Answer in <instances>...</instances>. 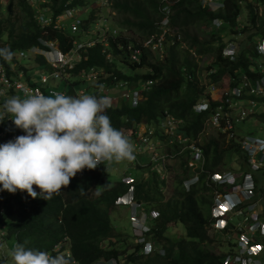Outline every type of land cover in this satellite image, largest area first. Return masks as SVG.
Returning <instances> with one entry per match:
<instances>
[{
  "label": "trees",
  "instance_id": "16d2710c",
  "mask_svg": "<svg viewBox=\"0 0 264 264\" xmlns=\"http://www.w3.org/2000/svg\"><path fill=\"white\" fill-rule=\"evenodd\" d=\"M101 1L52 0L51 2L50 0L46 6L53 9L55 8L53 3H59L58 12L55 11L56 15L66 4V7L81 4L82 7L76 18L86 27L94 28L92 19L87 18L104 11V4L108 5L110 2L117 13L107 17L114 19V22H117L122 29L132 30L141 37L161 32L163 29V25L157 24L163 16L161 11L163 0H103V4ZM258 1L259 4L262 3V11H258L255 5ZM170 6L172 11L169 25L181 31L189 49H182L181 43L176 40V43L169 46L168 55L163 61L154 63L148 54H144L142 61L135 63L128 59L129 49L127 52L126 48L120 49L117 44L123 40L126 41L127 38L111 39V50L104 41L101 42L100 31H98L97 35L93 34L81 41L85 44L84 47L77 48L74 44L75 37L69 33L67 27L56 28L55 23L43 26L35 19L34 9L27 0H8L5 6L0 4V48H8L14 55L11 61H6L2 57L0 61L7 65L15 64L17 70L24 69L25 72L27 71L25 79L32 85L37 84L36 81L40 79V76L53 71V68L50 67L45 55L34 54L30 50L33 46L47 48L40 41V37L55 38L60 42L64 53L71 48H77L75 58L72 60L74 67L67 68L65 75L53 80V86L65 89L68 96H73L80 88L87 86L89 88L93 84L83 75L85 70L101 68L105 71L103 78L106 77L109 83L113 80L119 82L127 80L128 86L125 87L128 90L132 89L133 82L136 83L142 78L151 76L157 77L159 81L150 89L143 84L139 85V89L143 91V99L137 107L122 104L125 99L120 96L119 102L107 108L105 114L110 117L111 125L117 130L125 126L137 128L141 121L154 124L164 119L166 112L181 118L183 122L175 128L171 138L167 139L162 132L159 133L160 138L167 141V146H171L175 151V148L181 146L177 141L180 133L193 140L201 135L207 122L213 119L212 116L208 117L206 112L201 114L194 110L195 103L202 98L203 94L200 84L202 73L210 82L216 80L222 82L224 77L250 71L251 57L258 56L256 40L264 38V0L247 1L245 5L240 0H224L223 5L215 10L204 5L202 0H173ZM243 8L248 12V20L243 28L236 29V26L240 25L239 15ZM51 14L52 11H48V18ZM117 14L122 18L118 19ZM216 18H222L227 24L229 23L232 34H246L245 39L248 43L245 47H238L236 59L222 55L221 48L227 42L224 37H221L223 30L218 32L215 29L208 30ZM202 24L205 25L204 33L209 39L200 40L197 32L191 29ZM44 30L48 31V35H43ZM95 36L96 44H88ZM231 40L236 38L233 37ZM214 42H217L216 47ZM20 49L25 50L29 56L24 59L19 58ZM191 49L198 54H209L212 56V61L206 66L199 67L196 57L190 52ZM107 51L112 53L109 59L106 55ZM76 54L79 57H76ZM23 60L31 63H23ZM123 63L134 70L140 68L147 70L129 74L118 65ZM43 66L46 68L43 69ZM149 67H152V72L149 71ZM39 68L43 72L37 77L32 73ZM100 76L101 74L98 78ZM120 88L117 87L116 90ZM44 91L48 96L46 88ZM11 94L17 96V91L13 89ZM251 98L255 99V95L252 94ZM256 100L260 102L262 98H256ZM8 118L7 115L5 121ZM248 121V119L245 120L247 123ZM21 134H24V131H21ZM234 140L227 141L223 134L213 131L207 139L204 138V145L197 143L204 148L208 169L214 170L229 164L232 166L235 158H228V160L225 158L229 151L243 158L240 164L245 165L244 160L247 156ZM154 150L155 148L151 149V152L145 155L148 157L145 160H150ZM140 162H142L141 157L130 160L134 168L139 166ZM107 163L98 166L95 170L85 169L78 173L67 187L61 189L59 195H54L49 201L39 197L33 199L30 196L26 204L21 202L19 211H6L0 217V221L7 220V237H15V245H9L11 249L13 250L18 243L28 241L25 244L26 248L48 253L60 239L67 238V251L79 264H94L100 259L107 261L112 258L117 261L116 264H223L222 256L210 247L214 239L206 228L210 213L201 207V204L208 202L205 195L207 187L203 183L187 191L182 185L181 177L177 175L179 179L174 180L176 184L173 188V196L168 201L162 199V193L157 194L153 191L152 183H149L147 190L145 185L141 187L142 199L145 200L148 208H158L161 212L160 217L151 222L152 226L148 234L164 248L163 254L155 252L152 255H144L139 252L142 250V243H138L133 235L129 236L124 232L126 230L118 231L111 220L110 214L115 199L126 190V186L119 180L111 188L98 189V185L105 177L107 178ZM164 166L168 167L169 164L166 162ZM150 174H153V183L158 184L161 174L156 169H153ZM203 178L204 174H201V179ZM37 188L34 185V189ZM169 221L183 222L186 225L185 236L173 238L168 234ZM65 259L70 264L68 257ZM6 261L5 257L0 258V264H5Z\"/></svg>",
  "mask_w": 264,
  "mask_h": 264
},
{
  "label": "clouds",
  "instance_id": "9594fccd",
  "mask_svg": "<svg viewBox=\"0 0 264 264\" xmlns=\"http://www.w3.org/2000/svg\"><path fill=\"white\" fill-rule=\"evenodd\" d=\"M27 1L34 9L35 19L43 24V26L55 23L56 28L65 29L67 27L69 33L75 37L74 44L77 48L84 47L85 44L81 41L93 34L97 35L98 31H100L101 42L104 41L111 50V39L121 37L127 38L126 41L123 40L117 44L120 49L126 48L127 52L129 49L128 59L130 62L132 61L135 63L141 62L144 54H148L149 58L153 59L154 63L155 61H161L156 59V53H161L162 55L164 53L167 56L169 46L176 43V40L181 43L180 47L186 46V41L183 40L181 31L169 25L172 11L170 5L173 0H163V5L161 7L163 16L157 22V24L163 25L162 31L149 34L145 37H141L132 30L122 29L117 22H114V19L107 17L105 11L92 14L87 18L92 19V25L93 23L95 24L94 28H91L86 27L81 20L76 18L82 7L81 4L80 6L70 7H66V4L63 9H67V20H64L67 21V23L63 25L62 20H59V17L63 15L62 11L55 15L53 9L46 6L47 3H50V0H46L45 2L35 0ZM223 1L224 0H202L204 5L214 10L221 7ZM247 1L254 2L256 0ZM247 1L240 0L243 5H245ZM101 2L103 4V0ZM6 3L4 4L2 0H0L2 6H5ZM104 3L106 2L104 1ZM108 5L111 11H114L110 2H108ZM255 5L258 11H262V3L259 4L258 1ZM48 11H52L50 18H48ZM244 12L247 13L245 15L247 16L246 21L248 20V12L243 8L239 15L240 25L236 26V29H241L245 26L246 21L243 25L241 24L245 16ZM112 14L113 13H111V15ZM215 20L221 21V23L216 25L214 23ZM96 29L97 32L95 33ZM209 29H215L217 30L216 32L222 29L223 32L221 33V37L225 38L230 34L231 38H237V34H232L230 30L231 25L229 23L227 24L222 18L214 19ZM117 30H120L119 35H117ZM224 34L227 35L225 36ZM43 35H48V31L44 30ZM231 38L228 40L225 39L227 42L221 48V52L224 57L236 59L238 47L240 46L236 40H231ZM263 39L264 38L256 40L258 56L251 57L252 62L250 71L248 73L243 72L238 75L228 76L229 88L224 90L221 94L220 89L217 94L220 95L219 98L213 99L211 93L214 86H221L222 82H220V80L210 82L207 76L205 75L204 77L202 73L203 77L201 78L200 84L202 81H207L208 83L201 84V88H203L204 85H210V88L204 87L202 89V93H205L202 94V98L194 105V110L197 113L203 114L206 112L208 117H213V114L219 110V107L229 112V103H238L242 99L254 101L257 110L253 116L247 118L249 120L248 123L245 122L247 119L241 122H235L234 127L226 131H223V122L219 126L213 122V119L207 122L215 131L223 134L227 141L235 139L234 142H238V146L247 156L246 160H244L245 165L243 166L240 164L238 167L231 168L225 165L224 167L214 170H210L206 167L207 156L204 153V148L197 145V143L204 145L202 133L193 140L187 136H182V133H180L177 140L181 145L178 147L180 150L179 153L175 152L171 146H167V141L160 138V132L163 133L165 138H171L175 128L183 122L181 118L169 112L165 113V118L161 121L154 124L141 121L137 128L134 126H125L117 130L111 125L110 117L105 114V110L116 105L117 101L119 102L118 97L120 96L125 99V102H122V104L126 103L131 107H137L143 99V91L139 89V85L143 84L150 89L159 81L157 77L154 78L151 76L145 79L142 78L136 83L133 82L131 84L133 85L132 89L128 90L127 87H125L128 86L127 80L122 82L113 80L109 83L105 79L106 77L103 78V75L105 76V71L100 68L96 70L98 72L97 77L87 79L89 82L93 83L91 87H83L85 89L83 92L81 91L83 88H80L73 96H68L66 95L65 89H59L53 86V80L65 75L67 68L74 67L72 60L75 58L77 48H71L67 51V53L71 55L72 60L65 63L67 53H64V50L60 46V42L55 38L47 39L40 37V41L43 45H46L47 48L33 46L30 50V52L34 54L39 53L45 55L50 67L53 68V71L42 74L40 79L36 81L37 84L32 85L25 79L27 71L25 72L24 69L17 70L15 64L7 65L0 61V64L7 68L9 74L17 77L18 74L22 72L21 81L27 83L30 87L38 89L39 92H42V94L37 92L35 94L25 93L24 95L23 91L16 87L9 89L0 84V88H5V92L0 94V107L3 108L0 113V217L5 214L6 211H19L21 202L26 204L30 196L33 199L39 197L47 201L51 200L54 195H59L62 188L70 184L72 178L85 169L95 170L98 166L105 165L106 162L130 161L136 157H141L143 163L140 162V165L134 168L135 170H141V175L125 172L124 175L119 178L126 186V190L117 196L112 210L115 211L116 208L119 209L117 201L121 202L123 206H128L130 208L129 215L133 228V236L138 243H142V250H139L140 253L144 255H152L155 252L164 253V248L161 244L151 239V235L148 234L152 226L151 222L158 219L161 212L158 208H148L147 203L142 199L143 196L141 193L142 186L145 185V190H147L149 189V183L153 184V179L150 180V176H153V174H150L153 169H156L161 174L158 182H163L165 184L167 182L169 183L170 179L173 180V183L177 175H179V178L181 177L182 179V185L187 191L191 190L193 186L203 183L204 186L207 187L205 195L208 199L207 203L210 204V215L206 225L208 233L211 235L213 231H215L213 233L225 232V230H222L223 228H221V230H216L212 227L215 220V211H213V208L216 194L214 189L221 185L223 189L225 186L228 187V189H224V192H228L231 195L228 199H225L226 210L224 216L228 221L230 216H232L233 210L240 205L237 198L238 194H233L232 190L227 191L231 189V184H223L214 181L212 175L226 172H237L243 175L251 174L258 188H261L264 184V164L259 168H254L251 162V155L246 149L242 148L241 142L246 136L264 138V135L254 136L253 133L256 132V130L248 132L246 128L242 126V124H248L252 129L259 128L262 131L261 133L264 134V97L255 96V99H252V94L243 93V96H238L236 93L244 76L255 79L261 75L258 71V64L264 54V44L259 45V42ZM96 41L97 38L95 36L88 44L94 45ZM4 45L7 46V44ZM35 49H37V52H34ZM51 52L56 57V61L52 59L49 60V57L52 56ZM190 52H192L195 57L198 55L194 49H191ZM18 54L19 58L23 59L29 56L23 49H20ZM13 55L14 53L10 49L0 48V57L4 60L11 61ZM106 55L108 59L112 57L110 51H107ZM76 57H79V55L76 54ZM54 63H58L59 65L55 66ZM146 70V68H142V72ZM211 70L213 71V69ZM149 71L152 72V67H149ZM253 73H257V75H252ZM99 74H101L100 78H98ZM66 76H69L68 72ZM92 79H94V81H91ZM117 87L121 88L116 90ZM44 88L47 89L48 96L45 95ZM13 89L17 91V96H12L11 91ZM54 91H58V93H54ZM125 92L131 95L126 97L123 95ZM135 93H138V96L135 97ZM8 95L11 97L10 99L4 98V96ZM110 95H112V97ZM256 98H262V100L259 102ZM110 99H112L113 102L110 101ZM133 99H136V101H133ZM7 115L9 116L8 121L11 125L21 129L20 131L16 128L17 132H9L4 127ZM3 118L4 122H2ZM173 120H175V122ZM150 129H153L154 132L150 133ZM21 131H24V134H21ZM139 132H144L146 136L149 135V141L146 142L141 140ZM14 135L16 138L13 137ZM209 136L210 134L204 138L207 139ZM7 140L10 141L4 143ZM154 148V154H152L150 160H145V157H147L145 155L149 154L151 149ZM160 148L164 151H159ZM196 148L201 150L199 159L194 156ZM185 155H188V157L181 159V157ZM166 158L168 159L166 160ZM177 158H180L183 163L180 170L176 173L177 169L170 164V161L176 164ZM238 161L242 162L243 158H238L237 156L233 163ZM166 162L169 164L168 167L164 166ZM259 171H262L263 175L260 176L258 174ZM201 174H204L203 179H201ZM34 185L38 187L36 190L34 189ZM5 191L9 192V194L5 193ZM123 213L125 214V211H123ZM235 219L238 218L234 216L233 220ZM7 236V220H2L0 221V247L1 244L5 243L7 238H9ZM212 237L214 243L216 240L220 243V240L216 236ZM177 238H181V236ZM66 241L67 238L60 239L53 245L48 253L38 249L26 248L25 244H27L28 241H24V243H18L14 247L11 252V259L13 264H68V261L65 259V257H68L70 264H79L73 259L71 253L67 251ZM260 241L264 243V237H260ZM228 243L230 245L229 240ZM231 246L232 245H230V249ZM228 252L229 251L223 252L221 250L219 253L216 252L222 256L221 259L223 264H225L224 260ZM54 253L56 256H51V254ZM1 257H5L3 248L0 253V258ZM116 263L117 261L112 258L107 261L100 259L94 264Z\"/></svg>",
  "mask_w": 264,
  "mask_h": 264
},
{
  "label": "built area",
  "instance_id": "2783aa9c",
  "mask_svg": "<svg viewBox=\"0 0 264 264\" xmlns=\"http://www.w3.org/2000/svg\"><path fill=\"white\" fill-rule=\"evenodd\" d=\"M45 2L46 0H35ZM208 1V0H204ZM214 23L219 25L221 21L215 20ZM159 41V39H158ZM160 42V41H159ZM264 44V39L259 42ZM72 60V57L67 53L68 61ZM58 66V63H54ZM258 71L261 75L255 79L247 76L243 77L241 85L237 88L236 93L238 96L245 94H254L255 96L264 97V54L261 61L258 64ZM98 72L95 69L84 71L83 75L87 79L91 77H97ZM22 72L18 76L9 74L7 68L0 64V84L4 87L17 89L23 91V94H35L38 89L30 87L27 83L21 81ZM45 79V78H44ZM117 85V84H116ZM5 92V88H0V94ZM39 93L42 94L40 91ZM58 93V91H54ZM126 97L131 94L124 93ZM112 97V95H110ZM138 93H135V97ZM110 101L113 102L112 99ZM136 101V99H133ZM243 103L239 104L230 102L228 111L219 110L213 116V122L219 126L224 123L223 131L232 129L235 122H241L250 116H253L257 110L255 108V102L250 99H242ZM175 122V120H173ZM172 121V122H173ZM154 130L150 129V133ZM16 138V136H13ZM141 140L149 141L150 136L139 132ZM242 148L246 149L251 155V162L254 168H259L264 164V138L246 136L242 140ZM196 158H200L201 150L196 148L194 152ZM210 176V174H209ZM214 181H218L223 184H231V191L233 194H238L237 198L240 205L233 210L232 216L229 221L225 218L224 213L226 210L225 199H228L231 195L228 192H224V189H228L227 186L216 187L214 192L216 194L214 212V223L212 227L216 230H225V234L229 238L231 249L225 257V264H264V243L260 241V237H264V184L261 188H258L251 174H242L237 172L215 173L212 175ZM234 216L238 219L233 220ZM233 220V221H232Z\"/></svg>",
  "mask_w": 264,
  "mask_h": 264
},
{
  "label": "rangeland",
  "instance_id": "374dc122",
  "mask_svg": "<svg viewBox=\"0 0 264 264\" xmlns=\"http://www.w3.org/2000/svg\"><path fill=\"white\" fill-rule=\"evenodd\" d=\"M8 0H2V3H6ZM55 5V8L53 7V13L55 14L57 11V9H59V6L60 4L59 3H53V6ZM56 11V12H55ZM63 15H61L59 17V20H62L63 22V25H65V23H67V21H64V20H67V9H62L61 10ZM105 13L110 16L111 13L113 14H116L117 12L116 11H111L110 9V6L109 5H105ZM247 14L244 12V15ZM1 16V14H0ZM117 17L118 19L122 16L118 15L117 14ZM116 18V16H115ZM246 18L247 16L245 15L244 16V20L241 21V24L243 25L244 22L246 21ZM111 19V17H110ZM199 27V28H198ZM198 27H193L191 29H193V32H197V34L199 35V38L200 40H203V39H209V37L206 36V34L204 33V28H205V25L202 24L201 26H198ZM208 28V27H207ZM102 29V28H101ZM208 30H211L208 28ZM97 32V29L95 30V33ZM120 33V30H117V35H119ZM174 33V31H173ZM182 35V33H181ZM225 35V34H224ZM227 35V34H226ZM225 35V36H226ZM246 37V34H237V38H236V42L239 44L240 47L242 46H246L247 45V41L245 39ZM231 36L230 34H228L225 39H230ZM216 43L217 42H214V45L216 47ZM185 47H181L182 49H186V48H189V45L188 43L186 42L185 43ZM34 52H37V49L34 50ZM52 53V52H51ZM166 58V55L163 53V55L161 53H156V59L157 60H164ZM53 60V61H56V57L53 55L52 53V56L49 57V60ZM196 60L199 64V67H202V66H206L208 65L211 61H212V56H210L209 54H198L196 56ZM23 63H31L30 61L28 60H23L22 61ZM120 66V68H122L124 71H126L127 73L129 74H133L135 72H142V69H138V70H134L133 68H131L130 66H128L127 64H118ZM15 67V66H14ZM43 69H45L46 67L43 66L42 67ZM43 72V70L41 68H39L38 70L34 71L32 74L39 77L40 74ZM199 74V73H198ZM208 82L207 81H202L201 84H207ZM204 87H208V89L210 88V85H204ZM229 88V82H228V77H224V79L222 80V84L221 86H214V88L212 89V93H211V96H213V99H217L219 98L220 95H217L219 90L221 89L220 91V94L224 91V90H227ZM184 89V88H183ZM85 89H81V91L83 92ZM205 93V92H203ZM11 95V94H9ZM4 96V98H8L10 99L11 97L10 96ZM242 102L239 101V104H241ZM3 108L0 107V113L2 112ZM256 125V124H254ZM253 125V126H254ZM243 127L246 128V130L248 132L250 131H253V130H256V132L253 133L254 136H263L264 134H262L261 130L259 128H254L252 129L250 125L248 124H242ZM4 127L9 131V132H17V129L20 131L21 129L19 128H15L14 126L11 125V123L7 120L4 122ZM215 131L213 129V127H210V125L207 123L206 125V129L202 132V135H203V139L204 137H207L211 132ZM8 141L10 140H7L6 142L4 143H7ZM3 143V144H4ZM159 151H164V150H159ZM179 148H175V152H178L179 153ZM188 155H185V156H182L181 159H184V158H187ZM237 157V155H235V153L233 152H227L226 154V159L228 160L229 159H233ZM147 158V157H145ZM239 158V157H238ZM180 158H177V163L176 164H173L172 161H170V164L172 166H174V168L177 169L176 173L180 170V167L183 163V161L181 160ZM157 165V164H155ZM240 165V162H235V163H232V166H239ZM230 164L228 165V167H232ZM134 166L132 167L131 163L129 160H124V161H120V162H111V163H107V166H106V172H107V178L105 177V179L101 182V184L98 185V189H108V188H111L112 186L115 185V183L121 179L124 173L127 172V171H130L132 172L134 175H141L142 171L141 170H133ZM258 174L261 176L263 175L262 174V171H259ZM153 179V176L151 177L150 176V180ZM168 179V178H167ZM176 181H178V177L175 178ZM172 179H170L169 183L167 182L166 184L163 183V182H159L158 184H152V189L155 193L159 194V193H162V199H164V201H168L172 198L173 196V188L175 186V182L172 183ZM166 187V188H165ZM5 193L9 194V192L5 191ZM117 204H118V208L120 209H117L115 211H111V220L113 222V224L116 226V229L118 231H120L121 229L126 230L124 232H126L129 236L133 235V228H132V223H131V219H130V208L128 206H123L121 204V202L117 201ZM201 207L204 211H209V208H210V204L209 203H206V204H201ZM123 211H125V214L123 213ZM167 225L169 226V230H168V234L172 235L173 238H177L179 236L181 237H184L185 234H186V225L183 223V222H175V221H169L167 223ZM215 232V231H213ZM211 232V235L212 236H216L219 240H220V243L218 240H216V242L212 243L210 247H212V249L219 253L220 250L223 251V252H227L230 250V245L228 243V236L224 233V232H217V233H213ZM14 241H15V237H9L7 238V241L5 243H2L1 244V247H0V253H1V249L3 248L4 250V254H5V258L7 259L6 263L5 264H13V261L11 259V252H12V249L9 245H12L14 244ZM65 244H67V241L65 242ZM220 244V245H219Z\"/></svg>",
  "mask_w": 264,
  "mask_h": 264
},
{
  "label": "crops",
  "instance_id": "0c3cea01",
  "mask_svg": "<svg viewBox=\"0 0 264 264\" xmlns=\"http://www.w3.org/2000/svg\"><path fill=\"white\" fill-rule=\"evenodd\" d=\"M152 182V181H151Z\"/></svg>",
  "mask_w": 264,
  "mask_h": 264
}]
</instances>
